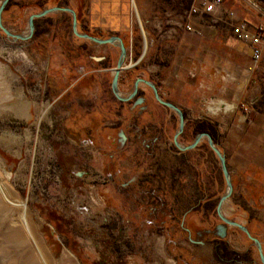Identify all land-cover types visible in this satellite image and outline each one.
Listing matches in <instances>:
<instances>
[{
	"label": "rangeland",
	"instance_id": "374dc122",
	"mask_svg": "<svg viewBox=\"0 0 264 264\" xmlns=\"http://www.w3.org/2000/svg\"><path fill=\"white\" fill-rule=\"evenodd\" d=\"M3 1L0 0V6ZM54 1L57 0H49L39 9L36 0H9L2 14V25L14 35H26L32 15L62 7L53 6ZM61 14L63 23L65 14L72 21L70 14L62 12L38 19L32 38L26 41L7 37L0 29V264H223L212 261L211 247L207 244L217 237L215 234L206 238L205 246L199 247L191 241H197L196 235L190 240L181 232L184 223L195 228H215L213 232L222 224L216 208L227 187L220 163L207 141L203 140L188 155L200 162L213 158L216 171L219 175L221 172L214 192L219 200L206 205L213 209L210 214L202 210V205H194L200 211L193 213L189 210L193 209L190 207L198 191L194 180H188L183 189L180 179L185 176L177 170L166 181V177L157 173L163 164L160 157L156 162L153 160L154 174L146 170L147 158L174 150L178 116L160 105L144 84L140 85L139 95L146 99L145 106H123L116 99L111 84L120 55L117 46L96 49L80 64L72 59L77 58L78 51L66 59L65 46L55 44L65 43V25L58 42L52 44L53 35L44 36L47 24L51 23L50 18H45ZM69 31L75 44L81 43L82 39L73 34L72 22ZM130 39H122L127 50L124 67L135 72L130 73L126 83L120 78L121 95L130 94L133 82L143 79L157 87L164 101L173 103L167 98L177 99L179 90L174 83L162 84L167 78L164 73L161 79L164 63L146 58L150 52L146 40L140 49L141 54L148 56L137 57L136 40ZM95 57L104 59L97 61ZM105 64L111 69L106 74L101 72ZM104 76L106 83L102 80ZM158 76L160 80H156ZM190 79L185 83L191 85L188 87L191 91L181 92L182 104L191 107L184 108L186 127L182 135L188 137L178 139L182 146L194 139L192 127L201 121L199 115L205 112L207 103L203 98L207 92L200 87V78ZM80 85L86 91L78 93ZM68 98L84 102V112L70 116ZM261 101L257 103L264 106V99ZM107 108L118 111V118ZM239 108L242 109L241 105ZM93 117L98 118L96 122ZM135 119L147 128L157 123L167 129L171 125L169 145L155 144L156 139L151 146L152 154L142 159L145 167H141L138 156L128 159L127 134L132 133L130 126L136 124ZM81 122L92 129L81 130ZM120 132L126 136L123 145ZM127 159L136 162L129 173L125 172L126 164L121 163ZM226 160L233 192L223 206V214L247 227L252 237L260 241L264 254V180L239 170L233 157ZM199 165L206 170V164ZM187 167L192 170V166ZM181 198L189 199V204L180 211ZM186 211H189L187 218ZM16 230L21 234L18 238L10 234ZM224 243L231 252L246 259L244 264H263L254 242L239 229L228 227ZM31 259L33 263H29Z\"/></svg>",
	"mask_w": 264,
	"mask_h": 264
},
{
	"label": "crops",
	"instance_id": "0c3cea01",
	"mask_svg": "<svg viewBox=\"0 0 264 264\" xmlns=\"http://www.w3.org/2000/svg\"><path fill=\"white\" fill-rule=\"evenodd\" d=\"M208 1L210 0H86V8L82 11L80 21L77 20L78 30L99 39L117 36L123 40L130 37L131 41L135 38V53L141 58L148 55L141 54L140 45H144V40L148 41L147 50L150 52L149 57L146 58L153 61L158 59L165 65L162 66L161 79L165 77L164 73L167 78L162 80V84L174 83L179 90L176 93L177 99L167 98V100L181 107L180 109L184 112V108H191L183 105L181 101L183 95L181 92L190 90L188 87H191L185 82L187 79L191 80V75L200 78V87L207 92L203 97L207 101L206 110L199 115L201 121L215 127L218 133L217 146L226 158L233 157L239 170L250 173L255 179L264 180V106H262L264 38L259 46L261 56L256 59L252 55L250 43L242 41L234 34L227 15V13L232 14L236 22H245L252 29H264V0H224L223 13L217 18L201 14ZM79 4L80 2L75 0H65L62 7L72 9L77 15ZM194 8L195 12L192 11ZM64 16L65 23H63L62 14L58 17L45 18H50L48 20L51 23L49 25L46 23L47 32L44 36L53 35L52 44L58 42L61 38L59 34L65 25V43L55 44L65 46L66 59L72 57L74 51H78L77 58L72 57V59L79 61L78 64H80L83 58L93 54L94 50L101 47L106 49L114 47L96 45L83 39L81 43L75 44L69 31L71 17L67 14ZM187 24L191 25V31L184 28ZM76 46L79 47L76 49L74 48ZM94 59L102 61L104 57ZM110 71V67L106 64L102 66L101 72L106 74ZM134 72L135 70L132 71ZM124 74L127 75L125 71L121 75L124 77ZM106 76L102 78L105 83ZM156 80H160V77L158 76ZM78 91L81 93L86 90L80 85ZM259 99L262 100L261 106L257 103ZM68 100L71 102L69 103L70 116L84 112V102L83 105L80 100L74 98H68ZM240 105L242 109L239 108ZM97 119L93 117L94 122ZM79 125L89 126L83 122ZM139 126L131 125L132 133L127 134L128 140L130 139L127 142V152L130 156L128 159L132 155L140 157L141 167H145L148 162L147 173L154 174V171H151L152 165L160 157L159 161L163 164L157 173L159 176L166 177V181H169L170 173L174 174L177 170L183 171L182 175L185 178L180 179L183 189L188 180H194L197 185L195 188L198 190L196 191L197 199H194L196 201L192 205H202V210H207L206 212L210 214L213 209L211 211L207 206L219 200L214 192L220 183L221 175V172L219 175L216 171L213 158L210 156L208 162H200L193 155H188L191 151L178 153L167 150L159 156L147 158L146 162L142 161L145 156L152 154L151 146L156 139L158 141L155 144L165 142L169 145L171 125L168 129L166 126L161 127L158 123L149 125V128L141 124ZM151 130L154 133L144 132ZM186 139L185 137L184 140ZM128 159L121 162L127 166L126 173L133 170V164H136L135 161L130 162ZM195 160L198 161L195 162ZM203 163L206 164V170L201 169L199 165ZM187 165L192 166L191 171ZM188 200L181 198L178 203L180 211L188 206ZM175 212L178 213V210Z\"/></svg>",
	"mask_w": 264,
	"mask_h": 264
},
{
	"label": "water",
	"instance_id": "95a60500",
	"mask_svg": "<svg viewBox=\"0 0 264 264\" xmlns=\"http://www.w3.org/2000/svg\"><path fill=\"white\" fill-rule=\"evenodd\" d=\"M8 3H9V0H4L0 6V29L5 33V35L7 37H10L16 41L17 40L26 41V40H29L30 38H32V36L35 32V21L36 20L41 19L43 17H46L50 14L62 12V13H68L72 16V31H73V34L77 38L90 41L96 45L117 46L120 49L119 59H118L116 68L114 69V76H113V80H112V84H111V90H112V93L114 94V96L119 101L127 102V101L133 99L137 95L139 84L142 83V84L148 86L153 91L155 100L160 105H162L163 107L173 111L178 116L179 127H178V131L174 135L173 144L179 151L186 152V151L194 150L203 140L207 141L208 146L210 147L212 152L215 154V156L217 157V159L220 163L221 171L223 173V176H224V179L226 182V187H227L226 193L220 198V200L217 204V208H216V214L219 217V219L222 221V224L216 227V230H215L216 232L208 231V233L215 234L220 239H226L228 227H233V228L239 229L240 231L244 232L249 237V239H251L254 242V245L257 247V249L259 251L260 259H261L262 263L264 264V254H263V249H262V245H261L260 241L256 238L252 237L251 234L249 233L248 229L245 226H243L242 224L237 223L235 221L229 220L223 214V206H224L225 202L232 195L233 185H232L230 173H229V170L227 167L226 157L220 151L219 147L214 143L212 137L206 133H201V134L196 135V137L194 138L193 142L190 145H188V146L180 145L178 139H179L180 135L183 133L184 127H185L184 113H183L182 109H180L179 107H177L173 103L164 101L160 97L157 87L149 81H145L143 79H138L134 84L133 92L127 98L122 97V95L119 91L118 85H119L120 74L125 68L124 62H125V58L127 55V50H126V47H125L123 40L117 36H113V37H110L107 39H99V38L89 36L88 34L79 33L78 23H77V15H76L75 11H73L72 9H70L68 7H54V8L46 9L40 13L32 15L29 18V22H28V26H29L28 34H26V35H14V34L10 33L2 25V14H3ZM141 101L143 102V98L140 99V101L136 102V105H140ZM125 141H126V136L124 135L123 132H120L121 144L123 145L125 143ZM191 241L193 242V240H191Z\"/></svg>",
	"mask_w": 264,
	"mask_h": 264
},
{
	"label": "flooded vegetation",
	"instance_id": "af4514ba",
	"mask_svg": "<svg viewBox=\"0 0 264 264\" xmlns=\"http://www.w3.org/2000/svg\"><path fill=\"white\" fill-rule=\"evenodd\" d=\"M124 71L127 73V75H125L124 77L121 75L122 73H124ZM130 73H132V71H129ZM129 72L126 70V68H124V70L121 72V74H120V78L122 77V81H127V79H130V77H131V75L129 74ZM120 78H119V85H118V87H120V85H123L121 82H120ZM191 78H195V76H193V75H191ZM138 80V79H137ZM136 80V81H137ZM136 81H134L133 82V84L132 85H134L135 84V82ZM146 81V80H145ZM142 83H140L139 84V87H138V93H137V95L133 98V99H131V100H129V101H127V102H122V101H120V102H122V105L123 106H126V105H134V104H136V102H138V101H140V99H142L143 98V102L141 101V104L140 105H138V108L139 107H143V106H145L146 105V99L144 98V97H141V95H139V91H140V85H141ZM132 88H133V86H132ZM119 91H120V89H119ZM76 92V91H75ZM133 92V89H132V91H131V93ZM130 93V94H131ZM130 94H128V95H125V96H123L122 95V97H124V98H127ZM69 95H70V92H69ZM117 99V98H116ZM118 100V99H117ZM119 101V100H118ZM105 105L107 104V103H104ZM109 104V103H108ZM128 106V107H129ZM128 107H127V109H128ZM115 108H116V106H115ZM70 109V107L68 108V110ZM109 111H111L112 113H114V115H115V117L116 118H118V116H117V113H118V111L116 112L115 111V109L114 110H111V108H107ZM133 109V108H132ZM143 111H145L146 109H142ZM183 111V110H182ZM69 113H70V110H69ZM183 113H184V111H183ZM184 116H185V114H184ZM136 121V126H139L140 125V120L139 119H135ZM116 127L118 126L117 124H114ZM186 127V126H185ZM184 127V128H185ZM82 129L81 130H83V131H85V130H91L92 128L90 127V126H83V127H81ZM116 129V128H115ZM192 130H193V133L195 134V125H194V127H192ZM183 133H184V131H183ZM182 133V134H183ZM180 135V137H179V139H185L183 136L184 135ZM71 136H75V135H71ZM188 136H186V138H187ZM195 137H196V135H195ZM194 137V138H195ZM194 140V139H193ZM193 140L192 141H189L188 142V144H187V146L188 145H190L192 142H193ZM202 142H204V141H202ZM201 142V143H202ZM200 143V144H201ZM198 146H200V145H198ZM197 146V147H198ZM196 147V148H197ZM195 148V149H196ZM177 149V148H176ZM194 149V150H195ZM178 150V149H177ZM179 151V150H178ZM192 151V150H191ZM181 152V151H180ZM186 152H189V151H186ZM182 153H184V152H182ZM153 210H155V208H152ZM189 211H191V212H195V211H192V210H189ZM189 211H186V215H184V217L185 218H187L186 216H188L189 215ZM196 213V212H195ZM152 215L150 214V216L149 217H151ZM184 219V218H183ZM219 226V225H218ZM217 227V226H216ZM183 231H181L182 233H184V234H186V236H188V238L189 239H191V237L192 236H194V235H196L195 237L197 238V239H195V240H197V241H193L195 244H197L199 247H203V246H205L206 245V242H207V240H206V238L207 237H210L211 235H212V233H208V231H213L214 229L213 228H209V229H204V228H195L193 225H189V224H187V223H184L183 224ZM247 228V227H246ZM248 229V228H247ZM248 231H249V229H248ZM249 233H250V231H249ZM251 234V233H250ZM252 236V235H251ZM200 237V238H199ZM200 239H203V242L202 241H199ZM224 242H226V239H220V238H218V237H214L213 239H211V240H209V243H207L208 245H209V247H211V251H212V261L214 262V261H219L220 263H223V264H233V263H235V264H238V263H241V264H244L245 263V261H246V259L244 258H242V257H240V255L239 254H237V253H233V255L232 256H229V255H227V252L228 251H230V247L228 246L227 247V244H225ZM262 262V261H261Z\"/></svg>",
	"mask_w": 264,
	"mask_h": 264
},
{
	"label": "built area",
	"instance_id": "2783aa9c",
	"mask_svg": "<svg viewBox=\"0 0 264 264\" xmlns=\"http://www.w3.org/2000/svg\"><path fill=\"white\" fill-rule=\"evenodd\" d=\"M224 0H210L202 9V13L205 16H209L210 18H217L223 13L222 5ZM193 12L196 9H192ZM225 14V13H224ZM228 23L232 26L234 34L241 39L242 41L249 42L251 45V51L254 58H259L261 56L260 43L264 38V29H252L245 22H236L234 16L232 14H228ZM186 30L191 31V25L187 24L184 27Z\"/></svg>",
	"mask_w": 264,
	"mask_h": 264
},
{
	"label": "trees",
	"instance_id": "16d2710c",
	"mask_svg": "<svg viewBox=\"0 0 264 264\" xmlns=\"http://www.w3.org/2000/svg\"><path fill=\"white\" fill-rule=\"evenodd\" d=\"M49 0H36L35 5L39 8V9H43L47 4H48ZM77 2H80L79 4V10L77 12V20L80 21L81 16H82V11L86 8V0H75ZM56 2L55 5L53 6H63L62 4L65 3V0H57L54 1ZM201 133H206L208 135H210L214 141V143L216 145H218V133L215 129V127L207 122H203V121H197L195 123V135L201 134ZM172 149H174L175 152H180L176 149L175 146L172 147ZM176 173V172H175ZM174 173V174H175ZM194 205H192L190 208H193ZM192 211L195 212H199L200 210H198V207H195L193 209H191ZM234 252L228 251L227 255L232 256Z\"/></svg>",
	"mask_w": 264,
	"mask_h": 264
},
{
	"label": "bare ground",
	"instance_id": "6f19581e",
	"mask_svg": "<svg viewBox=\"0 0 264 264\" xmlns=\"http://www.w3.org/2000/svg\"><path fill=\"white\" fill-rule=\"evenodd\" d=\"M23 224H24V227L26 228V230L29 232V228H28V225H27V223L23 220ZM10 234H12V236L14 237V238H18V237H20V233H19V231H13V232H10ZM30 262H32L33 263V260L31 259L30 261H29V263Z\"/></svg>",
	"mask_w": 264,
	"mask_h": 264
}]
</instances>
